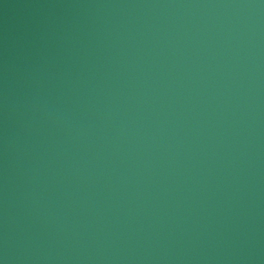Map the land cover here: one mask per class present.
<instances>
[{"label":"water","instance_id":"water-1","mask_svg":"<svg viewBox=\"0 0 264 264\" xmlns=\"http://www.w3.org/2000/svg\"><path fill=\"white\" fill-rule=\"evenodd\" d=\"M0 264H264V0H0Z\"/></svg>","mask_w":264,"mask_h":264}]
</instances>
